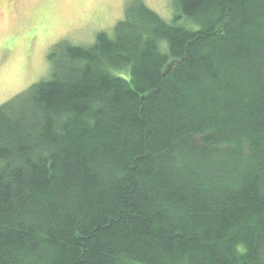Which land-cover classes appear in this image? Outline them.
Returning <instances> with one entry per match:
<instances>
[{"label":"trees","instance_id":"1","mask_svg":"<svg viewBox=\"0 0 264 264\" xmlns=\"http://www.w3.org/2000/svg\"><path fill=\"white\" fill-rule=\"evenodd\" d=\"M172 3L0 104V264H264V0Z\"/></svg>","mask_w":264,"mask_h":264},{"label":"rangeland","instance_id":"2","mask_svg":"<svg viewBox=\"0 0 264 264\" xmlns=\"http://www.w3.org/2000/svg\"><path fill=\"white\" fill-rule=\"evenodd\" d=\"M166 18L173 0H145ZM128 0H0V104L51 72L58 43L91 44L111 31ZM68 40V41H67Z\"/></svg>","mask_w":264,"mask_h":264}]
</instances>
